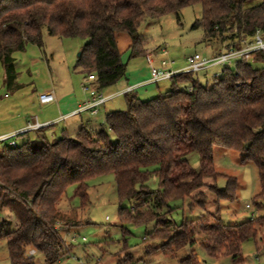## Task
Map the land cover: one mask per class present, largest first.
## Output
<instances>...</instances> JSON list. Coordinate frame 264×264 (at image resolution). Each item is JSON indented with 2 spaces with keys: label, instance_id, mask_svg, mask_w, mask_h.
Here are the masks:
<instances>
[{
  "label": "trees",
  "instance_id": "obj_1",
  "mask_svg": "<svg viewBox=\"0 0 264 264\" xmlns=\"http://www.w3.org/2000/svg\"><path fill=\"white\" fill-rule=\"evenodd\" d=\"M196 4L202 17L194 28L202 29L205 41L219 44L217 54L239 49L264 32V0H0V61L13 75L14 54L30 43L42 46L44 30L61 39H81L85 44L76 69L94 75V88L103 92L127 76L119 34L130 38L129 59L144 57L142 24ZM263 61L261 54L236 61L211 86L196 77L200 72L176 75L168 91L148 101L135 90L125 93L126 110L107 113L96 133L82 127L75 138L66 130L52 138L47 133L55 128L51 125L18 136L21 145L5 144L0 149V217H8L0 220V240L7 242L10 264H35L28 255L32 250L46 264L59 263L63 251L72 248L61 235L70 223L57 228L60 202L67 199L73 207L67 195L74 188L80 209L86 208L89 182L109 174L119 200V223L154 224L143 239L147 257L161 253L179 258L178 264H202L194 249L201 238L199 246L208 256L228 255L241 264L242 246L256 239V223L264 226V217L226 226L219 210L198 222L177 223L172 215L185 206L206 211L205 188L217 206L236 200L237 179L215 169L216 147L242 153L243 162L256 166L260 192L253 201L264 208V66L253 64ZM194 156L195 167L189 160ZM152 177L157 190L148 186ZM221 177L227 180L223 190L217 186ZM122 234L125 252L130 233L123 228ZM118 263L133 264V256L126 254Z\"/></svg>",
  "mask_w": 264,
  "mask_h": 264
},
{
  "label": "rangeland",
  "instance_id": "obj_2",
  "mask_svg": "<svg viewBox=\"0 0 264 264\" xmlns=\"http://www.w3.org/2000/svg\"><path fill=\"white\" fill-rule=\"evenodd\" d=\"M257 2H249L247 6H255ZM202 17V7L199 4L184 8L178 13L167 14L158 20H149L140 27V34L147 47L152 52H162L166 50L168 57L176 64L175 69L179 70L186 66V59L194 54L202 57H213L219 50V44L215 41L204 40L202 29H195L194 25ZM119 48L123 53V61L127 64V76L120 81V85L131 77V72L137 71L142 66L145 57L129 59V52H125L130 38L126 34L117 36ZM85 41L81 39H61L43 31V44L37 46L28 44L24 51L14 54V73L8 72L3 62L0 61V122L11 123L15 118H19L25 112L29 115L39 114L43 108L37 105V98L45 90H54L57 95L80 89V83H85L87 77L76 69L77 58L82 51ZM151 52V53H152ZM147 64V62H146ZM255 68L264 66V61L253 63ZM233 67V63L226 66H213L201 71L196 76L203 85L211 86V82L216 75H220L225 67ZM147 67L149 68L148 64ZM150 73V69H149ZM151 77V74H150ZM82 81V82H83ZM93 85V83L91 82ZM169 80L159 83L146 82L138 90L139 98L143 101L151 100L160 93H165L170 89ZM135 88V89H136ZM83 90V89H82ZM105 90V94H108ZM110 91V90H109ZM44 94V93H42ZM32 110V111H31ZM107 113L126 110L124 95L116 96L106 104ZM100 113L98 120H94L87 127L92 133H96L101 123L104 122L105 114ZM0 123V124H1ZM81 126L68 128V136L75 138ZM61 130L57 133V138L61 135ZM21 145L22 138L16 139ZM5 144L0 145V149ZM215 169L217 172L237 179V198L234 202L221 201L218 206L215 204L214 196L209 194L207 212L195 209L189 211L187 206L184 209L174 212L172 215L175 222L180 223L186 220H210L208 213L219 216L224 225H238L254 218L264 217V208H257L253 199L260 192V181L256 166L251 162H243V154L216 147L214 149ZM191 165H197V157L189 159ZM226 178H219L217 186L223 190L226 188ZM151 190L158 189V181L152 177L148 181ZM90 202L86 208L80 209V201L74 198V188L68 190L73 207L67 199H63L59 204L60 223H70L67 229L61 231L62 238L66 246L72 248L63 251L61 260L57 264H119L118 258H125L126 254L133 256V264H178L177 259L166 258L161 253L151 256L144 254V237L149 234L154 224L148 226L134 227L119 223L118 211L119 200L116 193L113 175H104L92 179L88 189ZM189 201L186 202L188 205ZM8 215V214H7ZM7 215L0 217L7 218ZM72 223V224H71ZM129 231L126 243L129 249L123 251L124 242L122 229ZM258 235L255 240L246 242L242 246L243 262L241 264H264V226L256 223ZM75 238V242H72ZM85 239V241H84ZM199 240V241H198ZM196 249L197 256L203 260L204 264H233L231 257L223 255L219 258L208 256L204 248L199 246L201 238H198ZM206 244V243H205ZM67 248V247H65ZM32 251L29 252L32 253ZM35 253V251H34ZM183 255V252H182ZM35 264H46L42 254L35 253ZM198 260V258H197ZM199 261V260H198ZM0 264H10L6 240H0Z\"/></svg>",
  "mask_w": 264,
  "mask_h": 264
},
{
  "label": "built area",
  "instance_id": "obj_3",
  "mask_svg": "<svg viewBox=\"0 0 264 264\" xmlns=\"http://www.w3.org/2000/svg\"><path fill=\"white\" fill-rule=\"evenodd\" d=\"M257 54H261L264 58V32L258 31L253 40L244 41L243 45L239 49H230L229 51H221L219 54L213 57H202L200 54H194L186 59V66L182 69H174L175 62L168 57L166 50L162 52H152L146 55L147 63L150 67V82L159 83L165 80H171L173 77L183 73H198L207 70L213 66H226L240 60H251ZM158 58L159 64L156 66L155 59ZM95 80L94 75H89L87 81L83 85V91L87 94V98L78 105L69 114L62 116L61 120H66L70 117H77L83 113H88L91 116H96L100 109L110 99L106 97L102 92L97 91L91 84ZM135 88L129 87L123 93L134 91ZM55 101L52 93H44L39 96V103L41 105H47ZM45 125H41L38 122L29 124L28 127L14 135H2L0 136V145L7 144L11 147H15L17 144L16 139L18 136H24L30 131H36L44 128ZM75 238H72V242H75ZM85 241V239H84ZM34 251L30 253L32 256ZM99 264V263H98Z\"/></svg>",
  "mask_w": 264,
  "mask_h": 264
},
{
  "label": "crops",
  "instance_id": "obj_4",
  "mask_svg": "<svg viewBox=\"0 0 264 264\" xmlns=\"http://www.w3.org/2000/svg\"><path fill=\"white\" fill-rule=\"evenodd\" d=\"M127 45L128 46L126 47L125 52H128V47H129L130 43ZM144 49L147 51V54L154 51V50L148 49L146 42H145ZM156 52H158V51H156ZM144 57L146 58V56H144ZM146 62L147 61L144 60V63L142 64L141 67L138 68L137 71L132 70L131 77H128V79H127V81H125V83H122L120 85V82H119L117 85L108 89V91H106V92H108V94H105V91L102 92L106 97L110 98L107 102L112 101L116 96L124 95L123 93L129 87H133V88L141 87L146 82L150 81V73H149L150 67L149 68L147 67L148 63L146 64ZM154 64L156 66H158V64H159L158 58L155 59ZM175 66H176V64L174 65V69H175ZM82 81L80 83V89H76V90L67 92L65 95H64V93L61 94V96L57 95L54 90H50V89L45 90V92H41V94L42 93H52L54 95L55 101L53 103H50L47 105H41L39 103V99L37 98L36 104L39 105V107L43 108L42 110L39 111V114H34V116H32L33 114L29 115V111H27L24 114H22L21 117L15 118V121H13L11 123L5 124V123L0 122L1 123L0 124V136L17 134V133L25 130L29 124H33L35 122H38L41 125H45V127L55 125V128L53 130L47 131V133L53 138V136L56 135L60 130L61 131L66 130V132H68V128H73V127L76 128L77 125H80L81 128L82 127H88V126H90V124H92V122L94 120L95 121H96V119H97V121L100 120V119H98L97 116H99V114L102 112H104L103 114L107 113V110H106L107 102L100 109L99 113L96 116H91L88 113H83L77 117H70V118L63 120V121L61 120L62 116L69 114L71 111H73L78 105H80L87 98V94L84 93V91L82 90L85 82L84 81L82 82ZM139 89L142 90L141 88H136L135 92H137ZM101 121L99 123L100 125L102 124ZM31 132H33V131H30L27 134H30ZM27 134H25V136H27ZM197 258H198L199 262L204 264L203 260H201L200 257L197 256ZM117 262H118V259H117Z\"/></svg>",
  "mask_w": 264,
  "mask_h": 264
}]
</instances>
